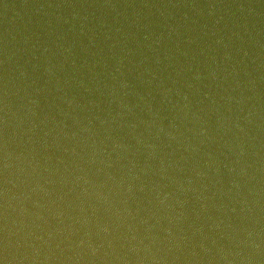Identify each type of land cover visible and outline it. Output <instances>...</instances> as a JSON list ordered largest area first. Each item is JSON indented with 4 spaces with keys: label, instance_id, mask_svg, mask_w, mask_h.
<instances>
[{
    "label": "water",
    "instance_id": "95a60500",
    "mask_svg": "<svg viewBox=\"0 0 264 264\" xmlns=\"http://www.w3.org/2000/svg\"><path fill=\"white\" fill-rule=\"evenodd\" d=\"M0 264H264V0H0Z\"/></svg>",
    "mask_w": 264,
    "mask_h": 264
}]
</instances>
